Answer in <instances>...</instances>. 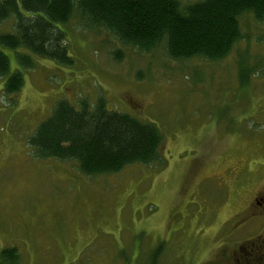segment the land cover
I'll return each instance as SVG.
<instances>
[{
    "label": "rangeland",
    "instance_id": "1",
    "mask_svg": "<svg viewBox=\"0 0 264 264\" xmlns=\"http://www.w3.org/2000/svg\"><path fill=\"white\" fill-rule=\"evenodd\" d=\"M239 25L244 38L216 61L123 45L76 16L71 65L37 56L21 69L2 49L23 83L9 96L0 77V249L16 264H230L249 230L238 209L264 186V18ZM98 97L154 124L164 162L86 176L33 154L27 139L55 101Z\"/></svg>",
    "mask_w": 264,
    "mask_h": 264
},
{
    "label": "trees",
    "instance_id": "2",
    "mask_svg": "<svg viewBox=\"0 0 264 264\" xmlns=\"http://www.w3.org/2000/svg\"><path fill=\"white\" fill-rule=\"evenodd\" d=\"M243 14L262 21L264 0H0V24L12 19V30L0 32L3 90L9 96L16 93L23 76L21 70L10 72L2 49L15 53L21 69L31 68L37 56L73 63L64 26L74 16L81 26L102 28L123 45L150 51L163 44L171 59L216 61L244 38L239 25ZM239 77L241 84L247 81V76L239 73ZM27 143L36 157L74 162L86 176L116 173L132 164L164 162L159 129L108 109L101 97L94 102L81 99L77 105L65 99L55 101ZM18 260L15 248L0 249V264Z\"/></svg>",
    "mask_w": 264,
    "mask_h": 264
},
{
    "label": "flooded vegetation",
    "instance_id": "3",
    "mask_svg": "<svg viewBox=\"0 0 264 264\" xmlns=\"http://www.w3.org/2000/svg\"><path fill=\"white\" fill-rule=\"evenodd\" d=\"M238 213L248 220L249 230L231 248L230 264H264V186L251 194Z\"/></svg>",
    "mask_w": 264,
    "mask_h": 264
}]
</instances>
